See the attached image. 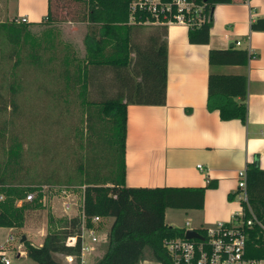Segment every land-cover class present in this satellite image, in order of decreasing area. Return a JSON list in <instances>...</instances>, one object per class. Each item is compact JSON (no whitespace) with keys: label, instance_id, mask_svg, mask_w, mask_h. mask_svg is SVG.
Listing matches in <instances>:
<instances>
[{"label":"trees","instance_id":"trees-1","mask_svg":"<svg viewBox=\"0 0 264 264\" xmlns=\"http://www.w3.org/2000/svg\"><path fill=\"white\" fill-rule=\"evenodd\" d=\"M84 5L82 21L87 22L84 34L85 54L78 57L68 46L59 56L60 75L66 93L76 91L80 105L84 108L87 149L79 157L78 169L82 188V214L54 216L48 213L47 231L41 244L23 241L32 264H68L53 257V253H72L76 259L70 264H81L80 244L82 224L92 227L91 216H112L113 220L106 233L107 243L103 254L92 264H139L148 257L160 264H169L170 255L163 240L173 236H183V227L165 222L167 207L201 208L207 187L215 186L209 180L201 186H132L125 181V138L127 131V104L129 102L163 104L166 96L167 46L159 33L166 32V25L149 33L144 41L134 38L135 31L142 24L128 22L129 0H78ZM204 1L210 16L197 27H189L188 40L192 43H207L212 25L213 6L217 2L230 0ZM54 19L52 0H48V11L40 21H0V34L12 45L11 53L17 54L23 48L34 65L58 58L55 32L50 27L39 35L30 31L31 23L49 22ZM252 30H264V16L250 22ZM51 49V54L43 60L42 51ZM253 53L247 49L228 47L211 48L208 53L210 64H246ZM105 69L111 71L116 93L90 99V85ZM95 80V81H94ZM13 86V85H12ZM15 91L16 88L12 87ZM247 76L243 73H219L211 71L207 79L206 106L217 109L222 119L239 118L243 122L247 116ZM7 104L17 107L14 96ZM1 128L0 135H3ZM82 131H80V136ZM82 138V137H81ZM81 141V140H80ZM81 146L82 143H80ZM22 142L12 137L8 149V160L0 169V226L22 227L27 209L42 207L41 193L31 201L16 204L18 198L34 189V184L7 183V174L19 164ZM98 149V150H97ZM99 153L104 164L98 161ZM81 156V155H80ZM83 160V161H82ZM102 166H100V165ZM11 165V166H10ZM14 165V166H12ZM248 201L257 216L264 223V168L254 162L247 163ZM229 193L228 198L235 197ZM249 212L246 210L245 216ZM76 235L74 245H66L65 239ZM251 256H264V232L258 226L250 230L247 241ZM148 250V251H147Z\"/></svg>","mask_w":264,"mask_h":264},{"label":"crops","instance_id":"crops-1","mask_svg":"<svg viewBox=\"0 0 264 264\" xmlns=\"http://www.w3.org/2000/svg\"><path fill=\"white\" fill-rule=\"evenodd\" d=\"M47 11L48 0H0V21L14 12L28 21H40ZM262 16L264 0L217 2L207 43L190 42L185 25H166V32L159 33L167 46L165 102L127 104L126 183L201 186L214 180L215 186L205 189L203 207L187 208L201 210L202 220L197 226L230 220L239 206L236 197L228 198L237 189V171L249 162L264 168V30L250 28V22ZM160 26L152 24L147 28L153 33ZM141 28L135 31L134 38L142 42L148 35L139 34ZM228 47L247 49L253 56L246 64L209 63L211 48ZM211 71L247 76L245 122L239 118L222 119L217 109L207 108V79ZM166 214L167 208L165 222L170 224ZM104 217L95 227L100 240L94 252L103 242L107 243L106 233L113 217L108 216V225ZM186 219L191 225L189 217ZM86 238L89 240L87 233ZM93 251L87 255L92 256ZM145 261L146 258L139 264Z\"/></svg>","mask_w":264,"mask_h":264},{"label":"rangeland","instance_id":"rangeland-1","mask_svg":"<svg viewBox=\"0 0 264 264\" xmlns=\"http://www.w3.org/2000/svg\"><path fill=\"white\" fill-rule=\"evenodd\" d=\"M52 8L54 16L52 21L31 23L28 27L37 35L50 27L54 30L56 41L54 50L58 58L50 62L46 60L43 65H34L26 56L27 49L23 48L20 50V60L17 64L18 56L11 53V43L0 34V105L10 103L12 96L17 102L16 108L11 104L0 108V130L4 128L3 135H0V169L8 160V149L12 137L16 136L22 142L21 156L19 164L12 165L16 170L11 172L12 176L7 174L6 182L46 183L53 184L56 188L47 191L42 207L27 209L24 227H0V241L7 233H12L13 244H17L22 235L35 245L42 242L47 231L49 212L57 217L71 216L76 212V209L69 213L64 211L63 201L68 198L62 195V189L71 190L74 194L71 196L78 201L82 195L79 157L82 158L83 155V160L86 161L85 158L89 155L85 130L87 126L84 122L85 110L80 105L74 89L71 88L66 93L60 75L59 61L65 46L78 57L85 54L84 34L87 23L81 20L84 5L78 0H52ZM12 20L18 22L21 16L14 12L3 21ZM148 26L149 24H142L139 34L148 35L151 31L148 30ZM50 50L42 51L43 60L51 54ZM111 79L110 70L99 72L96 81L90 85L88 97L95 100L104 95L115 94L117 86ZM12 85L16 88L15 91L12 90ZM99 158L98 161H101L99 163L104 164V157L100 153ZM236 200L240 202V199ZM187 217L191 220V225L197 227L198 221L202 220V212L197 209L167 207L166 219L170 224L184 227ZM103 221L108 225L110 218L105 216ZM105 248L106 241L99 249L93 251L92 256L86 254L85 264L93 263L103 254ZM53 257L64 262L62 253L55 252ZM144 264L159 262L147 255Z\"/></svg>","mask_w":264,"mask_h":264},{"label":"built area","instance_id":"built-area-1","mask_svg":"<svg viewBox=\"0 0 264 264\" xmlns=\"http://www.w3.org/2000/svg\"><path fill=\"white\" fill-rule=\"evenodd\" d=\"M128 22L137 24L170 25L182 24L189 27H197L207 21L210 16L204 1L197 0H129ZM21 20H27L21 17ZM240 41L237 40L238 44ZM201 168L202 165L199 163ZM84 185H82V188ZM56 189L53 184H34V189L26 193L25 197L18 198L16 204L23 201H31L41 193L39 200L43 203L47 191ZM63 196L68 198L63 201L64 211L69 213L76 209L81 213L83 194L76 201L71 195L73 192L62 189ZM235 197L240 199L238 209L233 213L230 220H216L209 224H202L194 227L188 219L185 220L183 236L168 237L163 240V245L170 255L169 264H264V256H251L248 253L247 241L250 237V230L254 226L264 232V223L257 216L247 195V170L246 167L237 171V189ZM4 197L0 192V199ZM246 210L249 212L245 216ZM73 214V215H74ZM84 219V215L82 214ZM103 216L95 214L91 216L92 227L82 224L80 262L86 263L85 255L95 250L99 240L98 229L95 227L102 221ZM194 229L201 237H186L185 231ZM88 234L89 240L85 238ZM22 237V236H21ZM21 237L17 244H13L14 236L7 233L0 241V264H32ZM76 235H69L65 239L66 245H74ZM63 254V253H62ZM65 263H73L76 255L72 253L63 254ZM160 264V263H159Z\"/></svg>","mask_w":264,"mask_h":264},{"label":"water","instance_id":"water-1","mask_svg":"<svg viewBox=\"0 0 264 264\" xmlns=\"http://www.w3.org/2000/svg\"><path fill=\"white\" fill-rule=\"evenodd\" d=\"M185 236L186 237H193V236H195V237H201V234H199L196 230H194V229H187L186 231H185ZM26 239V236L25 235H22V237H21V241L23 242L24 240Z\"/></svg>","mask_w":264,"mask_h":264}]
</instances>
